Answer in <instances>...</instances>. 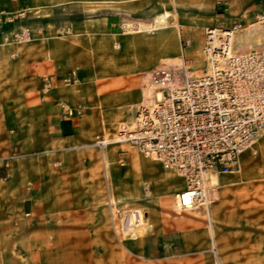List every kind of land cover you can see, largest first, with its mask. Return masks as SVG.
<instances>
[{
    "label": "rangeland",
    "instance_id": "rangeland-1",
    "mask_svg": "<svg viewBox=\"0 0 264 264\" xmlns=\"http://www.w3.org/2000/svg\"><path fill=\"white\" fill-rule=\"evenodd\" d=\"M262 12L264 0H0V264H264V136L193 210L176 206L177 171L100 142L135 120L146 81L209 68L208 30L237 26L236 42L259 29L234 52L264 49Z\"/></svg>",
    "mask_w": 264,
    "mask_h": 264
},
{
    "label": "built area",
    "instance_id": "built-area-1",
    "mask_svg": "<svg viewBox=\"0 0 264 264\" xmlns=\"http://www.w3.org/2000/svg\"><path fill=\"white\" fill-rule=\"evenodd\" d=\"M259 17L264 19V12ZM234 29L223 30L217 46L207 32L204 52L213 64L210 72L166 90L151 109L143 106L136 112L134 131L121 125L117 132L118 141L129 142L185 178L175 194L182 210L212 202L217 184L210 183V176L237 173L243 154L255 153L264 136V49L229 53L222 33ZM74 109L80 113L82 106Z\"/></svg>",
    "mask_w": 264,
    "mask_h": 264
},
{
    "label": "bare ground",
    "instance_id": "bare-ground-1",
    "mask_svg": "<svg viewBox=\"0 0 264 264\" xmlns=\"http://www.w3.org/2000/svg\"><path fill=\"white\" fill-rule=\"evenodd\" d=\"M169 15H170V12L169 11H163L159 15V17H157L156 19H154V22H153L154 24L151 26V28L155 29V28L159 27V25L161 23H163L164 20H165V18H167ZM133 26H134V24H133ZM127 27H129V26H127ZM157 29H159V28H157ZM127 30H129V29H127ZM140 30H142V29H140ZM132 31H134V30H132ZM208 32L211 33V35L208 38L209 39L210 38H213L214 39L213 40V43H214L213 46H217V42L219 41V37H220V34H219L220 31L217 30V29H213V30H209ZM222 34L227 35L226 36V40H228V41L226 42L227 43L226 49L228 50V52L229 53L234 52V50L236 49L235 48L236 42H234L235 37L233 35V32H231V31H225ZM237 37L240 38L239 36H237ZM243 52H245V51H243ZM208 65H209V68L207 69V71L210 72L212 70V68H213V64H211L209 62ZM147 78H150V77H147ZM144 79H146V78H144ZM170 83H163V84L160 83L159 85H157V83L155 84V83H152L150 81H146L145 84L142 83L143 84V87H142L143 88L142 89V100H141L142 101V105L145 106L146 108L151 109L152 106L156 103V101H161L164 98L163 92H162L164 87H168L167 89H171V90H175V89H178L180 87V86L172 85ZM129 120H130V122H128L126 128H127V131L128 132H132V131L135 130V120L134 119H129ZM122 125H125V124H122ZM118 140H120V139L119 138H112V139H105V140H102L100 142L107 143V142H115V141H118ZM105 161H106V159H105ZM210 183L211 184H218L219 183V180L217 181V178L215 176H210ZM131 223H135V221L133 220V221H131ZM130 227H131V225H130ZM128 228H127V230H128ZM131 228L134 229V227H131Z\"/></svg>",
    "mask_w": 264,
    "mask_h": 264
},
{
    "label": "crops",
    "instance_id": "crops-1",
    "mask_svg": "<svg viewBox=\"0 0 264 264\" xmlns=\"http://www.w3.org/2000/svg\"><path fill=\"white\" fill-rule=\"evenodd\" d=\"M164 11H168V10H164ZM163 12V11H162ZM161 12V13H162ZM160 14V13H159ZM259 29H258V31H257V29H254V28H252V29H249L248 31H246L245 33H243V34H241V35H238L240 38H239V40H237L236 41V45H238V46H240L241 47V49H244V45H245V43H247L248 44V42L250 41V40H252V41H254V38L256 39V36H258V35H256V34H259ZM261 35H262V33H260ZM247 46V45H246ZM248 47V46H247ZM237 49V48H236ZM235 49V50H236ZM241 52H243V51H241ZM51 64L50 63H48V61H45V60H39L38 62H36L35 64H34V67H35V70L37 71V72H41V73H44V72H49L50 70H51ZM129 119H132L131 117L129 118ZM129 122H130V120H128ZM116 150L113 148V147H111L109 150H108V156H111V155H113V153L115 152ZM138 159V160H137ZM132 160H133V163H134V165H137L138 163L140 164V160H139V158L138 157H136L135 155H133V157H132ZM219 180V177L217 178V181ZM135 214H131V221H135ZM136 223V222H135Z\"/></svg>",
    "mask_w": 264,
    "mask_h": 264
}]
</instances>
